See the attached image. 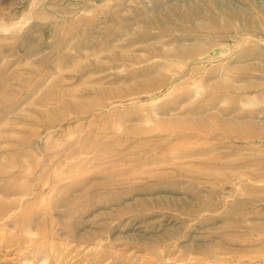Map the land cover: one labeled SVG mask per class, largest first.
<instances>
[{"label": "rangeland", "instance_id": "obj_1", "mask_svg": "<svg viewBox=\"0 0 264 264\" xmlns=\"http://www.w3.org/2000/svg\"><path fill=\"white\" fill-rule=\"evenodd\" d=\"M0 264H264V0H0Z\"/></svg>", "mask_w": 264, "mask_h": 264}]
</instances>
